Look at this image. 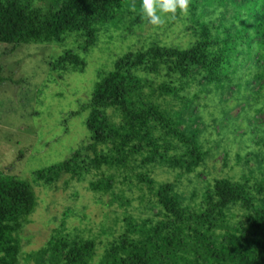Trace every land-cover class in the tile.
Segmentation results:
<instances>
[{
	"label": "trees",
	"instance_id": "trees-1",
	"mask_svg": "<svg viewBox=\"0 0 264 264\" xmlns=\"http://www.w3.org/2000/svg\"><path fill=\"white\" fill-rule=\"evenodd\" d=\"M142 5L143 0H0L2 54L24 44L62 45L73 34L84 38L86 52L102 28L119 27L126 19L133 25L143 19L149 23ZM186 16L195 42L187 48L155 43L119 55L84 104L90 138L69 158L34 172L39 186L55 187L68 178L86 181L89 190L108 196V204L123 211L119 232L95 259L93 238L56 229L29 260L264 264V176L254 184L247 177L217 178L206 185L197 205L186 203L174 183L152 176L156 168L193 173L207 155L189 124V116H196L185 93L192 81L208 84L233 63L247 61L261 71L257 82L264 77V0H190ZM240 57L245 58L241 63ZM50 64L60 71L87 67L72 50ZM35 186L0 172V264H23L21 235L38 205ZM134 192L137 216L128 213Z\"/></svg>",
	"mask_w": 264,
	"mask_h": 264
},
{
	"label": "rangeland",
	"instance_id": "rangeland-1",
	"mask_svg": "<svg viewBox=\"0 0 264 264\" xmlns=\"http://www.w3.org/2000/svg\"><path fill=\"white\" fill-rule=\"evenodd\" d=\"M186 17L182 12L165 14L160 26L146 19L133 25L126 19L119 27L102 28L96 45L86 52L84 38L77 34L62 45L24 44L8 55L0 46V172L30 180L38 195V205L21 235V263L36 264L28 255L42 249L56 229L71 237L93 238L95 259L117 235L123 211L108 204V196L89 190L86 181L68 178L55 187L39 186L34 172L69 158L90 138L84 104L119 55L155 43L187 48L195 42ZM66 50L85 58L83 72L52 68L50 62ZM243 60L240 57L238 62ZM253 65L233 63L210 83L195 80L185 90L186 99L195 105V118L189 116L191 131L207 155L190 174L166 168L151 171L155 180L174 183L188 204L197 205L206 185L217 178L247 177L254 184L264 176V77L256 81L261 71ZM71 111L78 113L69 116ZM137 198L134 192L128 208L136 216Z\"/></svg>",
	"mask_w": 264,
	"mask_h": 264
},
{
	"label": "clouds",
	"instance_id": "clouds-1",
	"mask_svg": "<svg viewBox=\"0 0 264 264\" xmlns=\"http://www.w3.org/2000/svg\"><path fill=\"white\" fill-rule=\"evenodd\" d=\"M189 3L190 0H143L142 11L151 25L160 26L164 23L162 17L165 14L175 15L177 9L187 14Z\"/></svg>",
	"mask_w": 264,
	"mask_h": 264
}]
</instances>
